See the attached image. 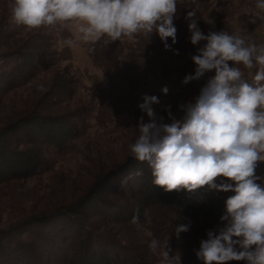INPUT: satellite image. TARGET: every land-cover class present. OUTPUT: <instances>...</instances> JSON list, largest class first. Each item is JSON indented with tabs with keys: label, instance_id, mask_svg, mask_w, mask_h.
I'll use <instances>...</instances> for the list:
<instances>
[{
	"label": "trees",
	"instance_id": "16d2710c",
	"mask_svg": "<svg viewBox=\"0 0 264 264\" xmlns=\"http://www.w3.org/2000/svg\"><path fill=\"white\" fill-rule=\"evenodd\" d=\"M8 1L12 3L0 0V58L15 61L11 67L0 68V109L7 92L30 85L36 77L61 65L57 61L56 37L48 27L29 33L25 39H16L28 29L13 22ZM256 2L177 0L173 21L177 42L172 44L168 39L170 50L165 49L155 32L138 34L132 40L113 42L105 36L95 44L81 43L85 62L102 76L104 85L90 92L87 104L63 111L62 103L77 99L79 85L76 74L66 64L55 72L43 99L10 109L0 126V184L44 174L49 169L50 150L56 156L66 155L72 142L86 136V121L79 115L91 118L99 129H106L117 116L139 108L144 95L152 96L157 91L159 98L164 87L170 92L182 60L198 54L203 46L202 42L191 43L186 19L189 11H196L195 19L203 32L211 9L232 21L257 10ZM191 69L195 71L193 64ZM153 107L158 116L163 114L158 104ZM135 141L131 139V144ZM90 162L95 164L94 159ZM83 169L84 176L94 173L86 166ZM137 170L143 174L122 186L121 180ZM256 175L262 177L257 183L264 187V163ZM153 179L149 164L127 152L115 169L99 176L77 202L24 217L7 229L0 228V264H33L32 258L36 260L34 264H44V259L45 264H167L163 257L165 241H169L170 257L175 258L171 264H203L196 252L209 231L218 232L224 227L221 216L226 211V200L234 193L206 188L168 193L155 186ZM111 184L121 200L107 195L105 190ZM134 215L139 217L136 223L132 222ZM189 223V231L177 238L176 226ZM120 234L125 241L118 237ZM153 239L161 242L155 252L149 247Z\"/></svg>",
	"mask_w": 264,
	"mask_h": 264
},
{
	"label": "clouds",
	"instance_id": "9594fccd",
	"mask_svg": "<svg viewBox=\"0 0 264 264\" xmlns=\"http://www.w3.org/2000/svg\"><path fill=\"white\" fill-rule=\"evenodd\" d=\"M256 8L264 11V0H257ZM10 9L13 22L28 30L63 31L70 25L72 35L62 42L67 47L95 44L105 36L115 42L154 32L166 50H170L169 38L172 44L177 42L173 22L177 0H12ZM195 17L194 10L186 17L191 43H206L192 56L195 74L187 75L183 83L198 81L212 71L215 75L194 102L181 105V119L169 106L165 110L170 122H165L153 107L159 98L144 95L139 108L148 121L140 118L139 136L129 145L130 152L137 161L149 164L153 184L165 192L206 188L234 193L221 216L224 227L209 231L196 252L203 264H264V187L257 183L262 177L256 175L264 163V45L228 31L205 35ZM239 65L258 69L251 82ZM162 92L167 95L169 89L164 87ZM142 174L140 170L129 173L122 186ZM138 219L134 215L132 222ZM189 229L190 223L180 224L174 232L179 238ZM149 247L155 252L161 242L153 239ZM164 247V260L171 264L175 258L170 257L169 241Z\"/></svg>",
	"mask_w": 264,
	"mask_h": 264
},
{
	"label": "rangeland",
	"instance_id": "374dc122",
	"mask_svg": "<svg viewBox=\"0 0 264 264\" xmlns=\"http://www.w3.org/2000/svg\"><path fill=\"white\" fill-rule=\"evenodd\" d=\"M7 7H10L9 1L7 2ZM258 11L259 9L247 11L246 13L254 15ZM233 13L234 11L231 10L230 15H233ZM217 15L219 16L220 25L224 22L231 23L237 17L232 18L231 21L219 13ZM14 27L16 28V26ZM48 29L56 37V44L58 45L57 61L61 65L50 70L47 74L36 77L30 82V85L18 87L7 92L3 96V104L0 109V126L4 123L2 119H4L10 109H16L22 105L35 104L43 99L48 93L50 80H52L57 70H62L63 65H70L79 80L77 99L62 103L60 108L63 111H72L80 107V105L87 104L90 92L104 85L102 76L93 70L88 62H85L81 45L67 47L62 43L64 39L72 35L70 27L65 26L63 31L51 27H48ZM34 32H37V29L26 30L16 39H25V36ZM243 32L259 35V41L256 44L264 45V31L255 33ZM192 56L193 54L187 55L182 62L187 59L192 60ZM14 61L12 58H0V68L11 67L14 65ZM192 72L195 73L193 70ZM253 75L251 73L245 78L251 82ZM174 81L175 79L171 84V91L167 95H159L160 103L158 107L163 111L161 116L164 117L165 122H170L166 108L170 106L172 114L177 119H181L184 114L181 111V105L194 102L202 89L199 82L193 81L185 89L177 90L174 87ZM156 92L152 95L157 96ZM58 108L53 109L57 111ZM142 116L147 122V115L138 107H135L131 113L117 116L108 128L99 129L91 118L79 115V118L81 117L82 120L86 121V136L72 142L66 155L56 156L50 150L47 153V157H50L49 169L44 174L0 184V228L7 229L24 217L55 211L81 199L88 188L97 182L99 176L106 175L114 170L117 163L130 151L131 139L135 140L139 136V129L136 127ZM91 159L95 160V164L90 162ZM85 166L93 170L94 173L84 176L85 169L83 167ZM112 187L113 184L105 190L107 195L113 200H119L118 190L116 191ZM118 237L125 241L123 234ZM6 258L8 259V256ZM35 261V258H32L33 264ZM45 261L46 259L42 263L45 264Z\"/></svg>",
	"mask_w": 264,
	"mask_h": 264
},
{
	"label": "crops",
	"instance_id": "0c3cea01",
	"mask_svg": "<svg viewBox=\"0 0 264 264\" xmlns=\"http://www.w3.org/2000/svg\"><path fill=\"white\" fill-rule=\"evenodd\" d=\"M219 23H220V20H219V16L217 15V13L214 10L209 11L205 17V25H204L203 34L207 35L210 32H220V31H228L230 34H238L243 31H249V32H254V33L260 32V31L262 32L264 31V11L259 10L254 15H251L249 13L238 15L231 23L224 22L222 25H220ZM204 43L206 42L202 41V45H204ZM229 63H230V66H235L234 64H232V62H229ZM191 64H193L194 67H196L194 62L190 59L184 60L182 62L180 66V70H179V75L175 78V81H174L175 89L182 90V89H185V87L188 85V84L185 85L183 83V80L187 75L195 74L194 72H192ZM239 67L244 72L245 77H248L249 75H251V73L255 74L256 71L258 70L257 68L248 70V69H245L243 65H239ZM214 75H215V72L212 71V72L206 73L205 76L201 78L200 80L198 81L193 80V81L199 82L201 84V87L203 88L205 84L207 83V80ZM193 81H191L190 83H192Z\"/></svg>",
	"mask_w": 264,
	"mask_h": 264
},
{
	"label": "built area",
	"instance_id": "2783aa9c",
	"mask_svg": "<svg viewBox=\"0 0 264 264\" xmlns=\"http://www.w3.org/2000/svg\"><path fill=\"white\" fill-rule=\"evenodd\" d=\"M238 35H240L242 37H245V38L250 37L251 38V42L252 41L253 42L255 41L254 43H256V42L258 43V41H259V35H257V34H251V33H247V32H241Z\"/></svg>",
	"mask_w": 264,
	"mask_h": 264
}]
</instances>
